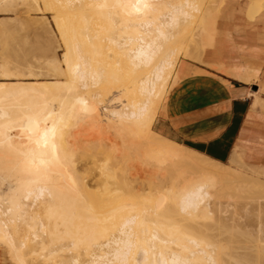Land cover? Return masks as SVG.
<instances>
[{
  "label": "bare ground",
  "instance_id": "6f19581e",
  "mask_svg": "<svg viewBox=\"0 0 264 264\" xmlns=\"http://www.w3.org/2000/svg\"><path fill=\"white\" fill-rule=\"evenodd\" d=\"M219 2L193 32L203 0H0L42 6L63 46L37 64H11L0 49V252L10 264H264L263 247L232 254L221 242L247 231L224 196L260 199L259 176L153 130L188 71L179 57L202 63L212 45ZM218 66L246 82L257 74ZM134 162L147 172L140 183Z\"/></svg>",
  "mask_w": 264,
  "mask_h": 264
},
{
  "label": "crops",
  "instance_id": "0c3cea01",
  "mask_svg": "<svg viewBox=\"0 0 264 264\" xmlns=\"http://www.w3.org/2000/svg\"><path fill=\"white\" fill-rule=\"evenodd\" d=\"M234 3L230 0L224 14L217 15L216 36L201 56L210 67L185 60L188 71L170 91L154 128L215 162L234 159L245 167L248 159L264 168V104H253L254 96L264 99V9L249 21L250 0ZM216 64L257 75L249 82L238 80L214 69ZM195 68L201 72L192 73Z\"/></svg>",
  "mask_w": 264,
  "mask_h": 264
},
{
  "label": "rangeland",
  "instance_id": "374dc122",
  "mask_svg": "<svg viewBox=\"0 0 264 264\" xmlns=\"http://www.w3.org/2000/svg\"><path fill=\"white\" fill-rule=\"evenodd\" d=\"M203 1H204L203 11L201 14L198 15L197 22L193 24V27H194L193 32H196V30L199 28L200 26L199 24L201 22L203 13L207 9V7L210 5L209 4L210 0H203ZM229 1L230 0H224L221 4L219 2V4H217V7H211L212 11H216V13H218L219 11L218 14L222 16L224 12L226 11V7ZM246 2L247 0H235L234 4L240 5L241 3H246ZM8 10H13V11H8ZM247 17L249 21L257 20L256 14L253 13L252 9H249ZM44 19L46 20V23L50 24V26L48 24L49 26L48 32H46L47 30L44 28V25L42 24V21L43 22L45 21ZM39 22H41V24ZM1 47L7 50V59L11 62V64H14V62L25 63L26 61L32 62L34 64L44 63L47 57L51 58L50 56L52 55V53H54V51H56L55 54H58L60 56L63 50L62 42L59 38L57 31L55 30V27L53 26L51 15L47 14L44 11L42 6H40L39 10H33V9L31 10V8H28L27 5L23 3L13 8L0 9V49ZM49 58H47V60ZM185 60L186 59L184 58V55L182 54L181 57H179L178 62L181 63L182 61H185ZM188 61H191V60H188ZM192 62L199 64L198 62H195V61H192ZM204 65L209 66L207 64H204ZM164 111H160L157 118L160 115H164L163 114ZM153 130L156 132L154 128V124H153ZM242 163L244 162L242 161ZM245 163H244L245 168H247V170L250 171L248 172V175L252 177L251 172H254V174H259L260 177L255 176V178L259 179L260 181L264 183V168L261 166L252 165V161L248 159L245 160ZM228 165L231 166V164H228ZM132 166H133V169H132ZM142 167L143 166L138 162L131 163V166L129 165L128 167L129 169L127 168L129 170L128 173L130 172L131 174L130 173L129 174L133 178L136 177L135 178L136 180L138 178L139 180L141 179L142 181L141 177H143L144 179L145 175H147L146 170H144V167L143 168ZM139 180L137 181L140 183L141 181ZM260 195H262V197ZM263 195L264 193L259 194L257 196L258 197L260 196L259 198L261 200L258 199L259 204L264 209V206H263L264 196ZM255 197L256 195L254 196V198ZM258 200L254 199L251 201V204H250V198L245 197L242 199L239 196L237 197L224 196L225 205L227 204L230 205L229 209H233L234 207H237L238 205V211H239L238 213L240 215L239 217H242V216L243 217L239 218L238 216H236V220L241 225H244L247 227L246 229L247 231H245L246 233L244 236H242L243 234H240V233L239 234L233 233L235 234L233 237H230L229 234H224L222 236L221 238L222 244H224L225 247H230L228 249L230 250V252H233L232 254H234L235 251H238L239 253H243L246 250V248L250 249L254 247V249L256 248L257 251H259L262 247L264 248V235L260 236V235H257L255 232V230L259 226L260 229L263 228L261 231H263L262 233L264 234V215H263L264 210L261 212L260 215L256 214L257 213L256 204ZM251 205L254 206L255 209L252 208ZM245 207H247V209H245ZM252 209H253V212H252ZM248 211H251L252 213ZM253 213H255L254 216H253ZM259 217H261V220ZM256 218L261 221V225H259L260 223L258 222L260 221L259 220L257 221ZM227 252L229 253V251ZM2 255H5V254L0 252V264H10L6 256H2Z\"/></svg>",
  "mask_w": 264,
  "mask_h": 264
}]
</instances>
